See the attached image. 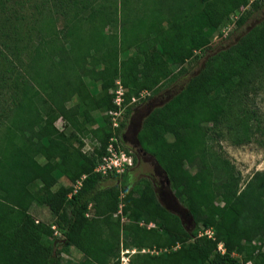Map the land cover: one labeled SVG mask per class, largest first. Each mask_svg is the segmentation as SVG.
Masks as SVG:
<instances>
[{
	"label": "trees",
	"instance_id": "trees-1",
	"mask_svg": "<svg viewBox=\"0 0 264 264\" xmlns=\"http://www.w3.org/2000/svg\"><path fill=\"white\" fill-rule=\"evenodd\" d=\"M30 1L33 9L24 14ZM13 3L17 22L10 25L7 0H0V31L12 26L5 37L14 35L0 50V264H119L121 249L134 250L128 264H264V169L241 183L230 160L210 146L227 137L224 126L235 131L232 144L257 139L264 146V115L253 97L264 85V15L233 43L206 52L212 29H238L264 13V0ZM22 20L28 31L19 28ZM200 58L198 70L144 117L138 133L143 152L190 214L194 227L187 229L158 200L149 178H140L134 191L131 167L109 176L95 171L113 130L109 116L96 125L93 112L117 108L110 91L116 80L128 101L160 89ZM85 75L99 82L97 93ZM59 117L63 131L55 125ZM85 134L97 143L92 150H83ZM56 172L68 184L53 189ZM121 202L130 221L117 214ZM34 205L45 206L52 223L35 218ZM140 217L164 235L139 224ZM207 228L212 237L199 235ZM47 236L52 244L43 242ZM62 243L80 251L81 261L62 260Z\"/></svg>",
	"mask_w": 264,
	"mask_h": 264
},
{
	"label": "rangeland",
	"instance_id": "rangeland-1",
	"mask_svg": "<svg viewBox=\"0 0 264 264\" xmlns=\"http://www.w3.org/2000/svg\"><path fill=\"white\" fill-rule=\"evenodd\" d=\"M13 7H15V4L13 3V0H7V5L4 10H6L5 17L9 16L12 20H9V24L16 23L17 21H14L13 17ZM24 14L29 13L32 8V1L28 2L27 5L23 8ZM264 13H258L255 12L253 15H251L247 21L238 29H235V25H231L229 28L222 27L220 29L214 28L212 29L213 35L211 37V41L209 45L207 46V54L214 53L216 50L223 48L231 43H233L242 33H244L249 27H251L254 23H256L261 17H263ZM235 16H232L233 19H235ZM26 20H22V24L19 27L20 29L24 31H28L29 26L27 23H25ZM19 23V22H18ZM62 23L59 22V26H61ZM5 28V27H4ZM12 26L7 27L6 29H2L0 31V50H3V44L9 43L12 44L14 38V35L6 36V33H12ZM25 40H23L24 42ZM132 50L126 51L122 54V56L126 54H130ZM199 54L198 52H196ZM203 59L200 58L198 60H191L189 62L190 65L188 66V72H186L183 75H179L177 73L178 69L173 67L172 73H177V78L170 81L169 83H166L160 87V89H151V90H143L139 93L138 96H135L134 99L131 97L128 101L124 97V103L126 105V108L130 107L129 113H123L122 121L123 124L121 126L122 131V138L123 143L122 146L127 148L128 151L136 158L134 159V162L129 169V179L132 183V188L135 191V188L141 187L142 184L139 183V179L142 177L149 178L153 188L157 194L158 200L162 203L163 206H165L169 211L178 214L181 218V221L185 228L192 229L194 227V223L190 217V214L188 213L186 207L184 204L177 198V196L173 193L172 189L170 188L169 182L167 181L163 171L156 163L155 159L143 152L139 139H138V133L141 128V123L144 117L150 113L152 109H154L157 106H160L163 104L173 93H175L178 89L184 85L187 78L194 72L198 70L200 65L202 64ZM84 81L87 84V87L90 91V93L95 94L100 90L99 82H96L92 79L91 75H85ZM256 107L258 108L261 115H264V85L258 90V92L253 96ZM77 99L73 98L72 103H76ZM94 116L96 117V125H103L107 123V113L106 111L102 112H93ZM65 120L62 117H59L55 121V125L59 130H62L65 128ZM89 126L87 125L88 128ZM223 127V126H222ZM65 130V129H64ZM224 134H226L227 137L220 138L218 140L214 139L210 141V146L212 147L211 150L215 151V153L220 154L230 160V162L235 166L236 170L240 173V182H244L247 178L250 177V175L255 172L256 170H263L264 169V146L259 144V141L257 139H252L249 143H246L244 145H234L231 143L229 137H232L235 133L233 129L230 127H223ZM82 140L84 142L83 149L85 150H92L94 146L97 145L95 141L91 138L89 134H85L82 137ZM126 150V149H125ZM36 158L43 162L44 158L41 155H37ZM58 181L54 185L53 189L57 188L59 185L66 183L68 184V181L66 178L63 180V175L60 172H56ZM111 180H107L106 183H110ZM76 186V185H73ZM123 196V193L121 194ZM123 203L121 202V207L117 214L121 216L122 222L130 221L128 216L123 213L122 210ZM31 213L34 215L35 218L44 221L48 224L52 223V215L50 211L45 206H37L34 205L31 208ZM139 224L146 226V227H154L157 228L163 235H164V229L159 227L157 223L154 222H147L144 217H140L138 219ZM201 230V229H200ZM56 236V234H53ZM122 238H125V233L121 236ZM54 241V237H43V242L46 244H52ZM182 243L180 241L176 242L173 245V248H178ZM264 248V246H263ZM156 249V248H155ZM125 250H128L127 253H125ZM148 250V249H142ZM168 246L165 248L156 249V252H166L168 251ZM59 254L62 258V260L66 262H79L82 258V253L78 251L74 247L65 246L63 243L58 246ZM134 250L130 249H121L120 250V263L119 264H126L125 260L129 257V255ZM245 261L243 262L246 264Z\"/></svg>",
	"mask_w": 264,
	"mask_h": 264
},
{
	"label": "built area",
	"instance_id": "built-area-1",
	"mask_svg": "<svg viewBox=\"0 0 264 264\" xmlns=\"http://www.w3.org/2000/svg\"><path fill=\"white\" fill-rule=\"evenodd\" d=\"M115 84V89L112 88L110 91L113 93V103L117 106V108L106 111L111 121L113 134L109 137L105 148V153L101 156L95 167V171L103 176L122 174L128 167H131L133 164V156L122 147L119 138L116 135L117 129L120 127V119L126 110V105L124 103L123 97L125 95V88L119 80H116ZM202 234H206L207 236L212 237L213 231L211 228H207L203 231H199V235ZM219 250L221 252H224L222 243L219 244ZM127 252L128 250H125V253ZM125 263L128 264V258L125 260ZM246 264L253 263L249 260L248 262H246Z\"/></svg>",
	"mask_w": 264,
	"mask_h": 264
},
{
	"label": "crops",
	"instance_id": "crops-1",
	"mask_svg": "<svg viewBox=\"0 0 264 264\" xmlns=\"http://www.w3.org/2000/svg\"><path fill=\"white\" fill-rule=\"evenodd\" d=\"M94 141V140H93ZM84 151H89V150H85V149H83ZM64 176H63V180H64ZM67 180V179H66ZM63 184H65L66 185V183H63ZM71 247H73V246H71Z\"/></svg>",
	"mask_w": 264,
	"mask_h": 264
}]
</instances>
